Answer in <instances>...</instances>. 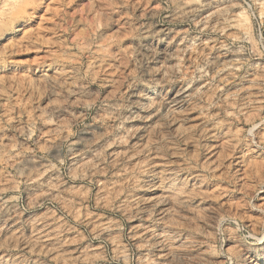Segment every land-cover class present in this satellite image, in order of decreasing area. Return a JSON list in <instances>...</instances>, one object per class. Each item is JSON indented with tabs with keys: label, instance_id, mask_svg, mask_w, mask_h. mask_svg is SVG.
Returning <instances> with one entry per match:
<instances>
[{
	"label": "rangeland",
	"instance_id": "rangeland-1",
	"mask_svg": "<svg viewBox=\"0 0 264 264\" xmlns=\"http://www.w3.org/2000/svg\"><path fill=\"white\" fill-rule=\"evenodd\" d=\"M66 2L68 7L62 8L60 5ZM134 2L140 5L135 9L136 14L144 20L151 16L149 9L160 7L159 0H134ZM91 3L92 0H70V2L69 0H47L48 6L45 9L47 15L41 14V20L45 21L41 36L48 43L44 44L39 52L31 50L18 53L16 59L19 63L23 65L35 60L37 56H45L47 48L57 45L60 40L75 42L83 33H86L88 24L95 21L97 15L96 10H89ZM27 11L28 0H0V28L12 24L24 16ZM62 13H68L74 20L79 21V24L75 27V31L68 29L63 32L62 36H57V25L61 23L60 14ZM252 13H255V19L252 18ZM262 13H264V0H204V7L193 13L196 24L190 27L188 23H185L182 26L188 31V37L185 39L177 36L175 43L168 49L172 53L180 49H189V51H186L182 57L168 60L166 67L162 68L165 65L164 59L154 66L161 69L160 75H164L166 71H172L173 67L177 73L181 71L192 73L195 68L193 62L199 63L202 59L201 54H203L204 57L221 66L217 79L220 81L227 79L226 85L221 84V90L229 100L233 93L244 88L247 91L239 92V96L236 97L237 105L240 104L241 97H247L250 105H258L260 89L254 86V81L262 73L245 65L236 72V78L233 79L234 68L229 65L237 59L235 55L237 45L232 44L233 51L224 53L225 45L231 43L233 35L244 33L255 36L257 29L264 31V28H260L258 24ZM197 24L198 28H196ZM99 25L100 32H104L107 37H112L114 31H119L117 27L113 31L105 32L103 20L99 21ZM249 25H251L250 33L248 32ZM63 27L67 28V25ZM128 40H131V37ZM113 47L116 45L114 44ZM160 47L165 46L161 44ZM254 62L255 60L249 63ZM201 67H203L202 64ZM121 70L118 62L109 64L106 74L119 79ZM3 75L23 77L32 74L21 69ZM32 78L37 79L35 76ZM202 83L206 84V79ZM24 86L25 82L21 80L16 87ZM197 86L198 84H193V87ZM176 90L178 91L179 88L177 87ZM33 100L34 97L30 94L20 91L9 92L0 76V115H4L5 112L10 113V116H6L5 119L12 125L6 130V134L0 137V158H6L4 154L9 148L15 152L24 143V137L17 136L15 133V128L22 127L18 120L12 118L17 112L27 109L23 114L25 122L34 115H39L42 119L49 118V113L45 109L55 100V97L49 100L47 95L41 93L37 102L39 111L33 110ZM10 103L12 107H9ZM59 111L65 113L60 119L67 122L70 114L63 108ZM80 111L83 109L77 110V115ZM259 117H264V111L257 114L255 107L250 108L247 112V119L241 117L239 127L245 130L250 129L252 122L260 124ZM51 118L57 119L55 114ZM89 120L90 117L85 120V123L87 124ZM205 123L207 122L204 116L198 111H193L188 114L186 122L176 119L175 123L171 124L170 131L180 134L181 139L189 138L190 133L187 129H203ZM208 127L210 128L211 125L208 124ZM50 128L54 126L43 125L37 121L34 130L36 134L33 139H39L41 130L48 133ZM261 129H264V124H260L258 129H252L250 135L255 136L256 132ZM236 130L235 127L232 129L233 132ZM73 131L76 135L72 139H79L80 132L76 129ZM97 131L103 135V131ZM104 131L111 132V129ZM227 131V126L220 130L212 129L214 135H209L198 142L189 138L186 145L180 144L179 147L190 155H198L201 164L206 162L213 167L221 164L218 174L223 171V165H230L232 171L235 172L239 168V160L246 149L244 142H241L235 145L233 150L234 142ZM160 132H163L165 136L169 134V130L161 127L159 115H153L147 122H126L123 129L111 132L110 136H104V139L93 145L90 151H82V146L76 145V152L68 161L70 165H73L74 176H87L92 170L91 165L98 163L97 153H103L106 156L105 165H102L104 172L103 174L97 173L93 178L96 186L87 192L81 187L86 182L80 179L69 180L68 183L59 185L57 191L52 193L54 196L59 193V198L56 200H47L43 197L41 193L48 189L38 185L26 188L24 184H21L19 193H17L13 187L12 177L8 174L9 172L15 174L16 169L11 167V161H8L7 171L0 163V203L19 194L20 203L24 205L23 208L16 209V202L9 200L11 210L6 208L0 212V258L5 261V264H105L99 259L100 247L108 241V251L113 256L112 264H125L124 255H120L117 259V253L127 254V264H168V261L172 259L169 253L173 248L178 249V254L186 257L190 264H264V240L257 241L251 235L252 230L257 228V222L264 220V215L259 210H254L250 206L240 208L236 212V217L239 218H231L221 223L219 236L216 235L211 224L205 225L203 219H195L197 213L202 214V209L215 206L217 200L224 203L225 207H233L234 211L235 206L242 203L243 192L229 193L231 198L221 196L218 191L221 186L219 180L205 182L203 185L190 182L188 190L192 196L190 198L181 197V202L186 201L185 207L175 209L180 214L179 217L173 216L171 212L169 215H164L165 211L173 208L172 201L161 203L153 209L155 199L169 195V193H162L155 187L153 181L148 179L151 173L154 170L165 169L171 172L183 163L181 155L175 154L169 159L160 150V146L153 143ZM40 145L41 148L44 147L43 140ZM32 158L31 152L21 153L17 157L18 167L27 165ZM149 164L154 167L148 168ZM141 166L148 168V171L135 172L142 186L132 190V196L129 197V190L124 187L125 183H131L129 177L134 174L132 170H137ZM249 167L260 168L261 165L258 160L252 159ZM200 171L202 169L191 170L193 174ZM183 174L187 176L189 173L186 171ZM58 175L59 173L50 172L45 180ZM146 180L147 183H145ZM52 183L55 185L56 180L52 179ZM105 185L107 190L101 193L105 199L99 201L104 206L99 207L96 194L100 193ZM223 186L227 188L226 181L223 182ZM112 196H116V199L113 200ZM252 199L257 205L264 202V191L258 192ZM137 200H143L146 203H141L137 209L135 206ZM77 201H83V205ZM30 203L32 206L28 207ZM17 210L22 211V215L17 216ZM180 217H190L193 224L186 225ZM85 218L86 222L81 223L85 221ZM196 228L201 229L202 232H194ZM189 232H194L200 243L194 246L184 244L182 247ZM166 236L169 238L168 244L163 243Z\"/></svg>",
	"mask_w": 264,
	"mask_h": 264
},
{
	"label": "clouds",
	"instance_id": "clouds-1",
	"mask_svg": "<svg viewBox=\"0 0 264 264\" xmlns=\"http://www.w3.org/2000/svg\"><path fill=\"white\" fill-rule=\"evenodd\" d=\"M159 2L160 7L149 9L151 16L144 20L136 14L135 9L140 5L134 0H92L89 10H96L97 15L96 20L88 24L86 33H83L75 42L60 40L57 45L47 48L45 56H37L35 60L23 65L16 59L18 53L31 50L39 52L40 48L48 43L41 36L45 22L41 20V14L47 15L45 13L48 6L47 0H28L26 14L12 24L0 28V76H2L4 86L11 93L20 91L32 95L34 111H39L37 102L41 93L47 95L49 100L55 97V100L45 109L49 113L48 119L34 115L25 122L23 114L27 111L26 108L21 109L15 117H12L22 125V127L15 128V133L17 136L24 137V143L15 152L9 148L4 154L6 158H0V163L4 165L5 171L8 170V161H11V167L16 169L15 174L11 172L8 174L12 177L13 187L17 193H19L21 184H24L26 188L38 185L48 189L41 193L43 197L47 200H56L59 198V193L54 196L53 191H57L59 185L74 179L85 181L86 183L81 187L87 192L96 186L93 178L97 173L103 174L102 165H105L106 156L103 153H97L98 163L91 165L90 173L87 176L76 177L73 174V165L68 163L76 152V145L82 146V151H90L93 145L104 139V136H110L111 132L123 129L126 122H147L153 115H159L161 127L169 130V134L165 136L163 132H160L153 143L158 144L160 150L169 159L175 154L181 155L183 163L171 172L165 169L154 170L151 173L148 179L153 181L155 187L162 193H169V195L156 198L153 209L161 203L172 201L173 208L165 211L164 215H169L171 212L173 216L179 217L180 214L175 209L185 207L186 201L181 202V197L190 198L192 196L188 190L190 182L203 185L205 182L219 180L221 186L218 191L221 196H229V193H244L241 197L242 203L235 206V211L233 207H225L224 203L217 200L215 206L206 207L201 210L202 214H196V220L203 219L205 225L211 224L216 235L219 236L221 223L231 218H239L236 217V212L240 208L250 206L264 215V202L257 205L252 199L258 192L264 191V129L257 131L255 136L250 135L252 129H258L260 124H264V117H259L260 124L252 122L250 129L245 130L239 127L241 117L247 119V112L250 108L255 107L257 114L264 111V31L257 29L255 36L244 33L233 35L231 43L225 45L224 54L233 51L232 44L237 45L235 49L237 59L229 65L234 68L233 79L236 78V72L245 65L262 73L254 81V86L260 89L258 105H250L247 97H241L240 104L237 105L236 97L239 96V92L247 90L240 88L237 93L232 94L229 100L221 90V84L226 85L227 79L223 81L217 79L221 66L204 57L203 54H201L202 59L199 63L193 62L195 68L192 73L187 71L177 73L173 67L172 71H166L164 75L159 74L161 69H157L154 65L160 63L161 59L165 60L163 68L166 67L168 60L182 57L186 51H189V49H180L172 53L168 49L175 43L177 36L185 39L188 37V31L182 26L185 23H188L190 27L196 24L193 13L204 7V0H159ZM60 6L67 8L68 3ZM65 17L68 18L65 19ZM252 18H256L255 13H252ZM100 20H103L105 32L113 31L117 27L119 31H114L112 37L105 36L104 32H100ZM60 21L61 23L57 25V36H62L63 32L68 29L75 31V27L79 24V21L74 20L68 13L60 14ZM65 24L67 28L63 27ZM258 24L260 28H264V13L258 20ZM248 32H251V25L248 27ZM129 37L131 40H128ZM114 44L116 47H113ZM161 44L165 47L161 48ZM254 60V63H249ZM117 62L122 69L119 79L106 74L107 66ZM21 69L32 75L23 77L3 75ZM33 76L37 79L33 80ZM204 79H206V84L202 83ZM21 80L25 82V86L16 87ZM193 84H198V86L193 87ZM9 107H12L11 103ZM60 108L70 114L67 122L60 119L65 114L59 111ZM80 109L83 111L77 115V110ZM193 111H198L204 116L207 123L203 129H187L190 139L198 142L209 135H214L212 129L220 130L227 126V134L234 142L233 150L235 145L244 142L246 151L240 158L239 168L235 172L232 171L230 165H223V171L218 174L221 164L215 167L206 162L201 164L198 155H190L179 147L180 144L186 145L189 138L181 139L180 134L171 132V124L175 123L176 119L186 122L188 114ZM53 114L57 119L51 118ZM6 116H10V113L5 112L4 115H0V137H3L6 130L12 127L5 119ZM89 117L90 120L86 124L85 120ZM37 121L43 125L51 124L54 128H50L48 133L41 130L39 139H33L36 134L34 130ZM208 124L211 125L210 128ZM234 127L237 129L235 132L232 131ZM73 129L80 132L79 139H72L76 135ZM105 129H111V132L104 131ZM97 130L103 131V135H100ZM41 140L44 141L43 148L40 145ZM24 152H31L33 158L27 165L18 167L17 157ZM252 159L258 160L261 167H249ZM153 167L151 164L148 165V168ZM148 168L141 166L137 170H132L134 174L129 177L131 183L126 182L124 186L129 190V197L132 196V190L142 186L135 172H147ZM192 169H202V171L193 174ZM186 171L189 173L187 176L183 174ZM50 172H56L59 175L46 181L45 177ZM52 179L56 180L55 185ZM224 181L227 182V188L223 186ZM147 182L146 180L145 183ZM106 190L105 185L101 188V192L96 194L99 207L104 206L99 201L105 199L101 193ZM212 198L215 199V197ZM112 199L115 200L116 196H112ZM9 200L16 202V209L24 207L20 203L19 194L10 197ZM9 200L0 203V212L6 208L11 210ZM77 203L83 205V201H77ZM129 203H131L130 200ZM141 203L146 202L136 201L137 209ZM31 206L30 203L28 207ZM16 215H22V211L17 210ZM160 218L163 219V217ZM180 219L184 220L188 226L193 224L190 217H180ZM85 222L86 218L85 221H81V223ZM257 228L252 230L251 235L257 241L264 240V220L257 222ZM194 232H202V230L196 228ZM194 232L188 233L182 247L184 244L194 246L200 243ZM237 239L240 238L237 237ZM108 243L105 241L101 245L99 259L105 264H112L113 256L108 251ZM163 243H169L167 236ZM178 251L175 248L171 250L169 255L172 259L168 261V264H190V261L179 255ZM122 254L127 264L126 253H117L116 258L118 259ZM0 264H5L2 258H0Z\"/></svg>",
	"mask_w": 264,
	"mask_h": 264
}]
</instances>
